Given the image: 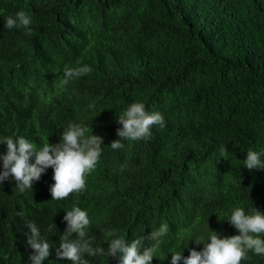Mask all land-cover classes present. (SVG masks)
<instances>
[{
	"label": "trees",
	"instance_id": "16d2710c",
	"mask_svg": "<svg viewBox=\"0 0 264 264\" xmlns=\"http://www.w3.org/2000/svg\"><path fill=\"white\" fill-rule=\"evenodd\" d=\"M21 10L29 30L6 28ZM85 65L90 73L62 83L66 69ZM133 102L160 112L165 126L109 165L117 117ZM70 123L103 137L97 167L63 200L51 199V167L23 192L4 180L0 264H31L28 222L53 242L44 264H71L56 249L74 203L88 212L93 247L108 248L106 230L130 242L167 223L151 264L185 256L212 230L239 234L226 220L236 207L264 212V169L244 166L249 150L264 161V0H0V139L23 136L39 149ZM241 264H264V255L250 251Z\"/></svg>",
	"mask_w": 264,
	"mask_h": 264
},
{
	"label": "clouds",
	"instance_id": "9594fccd",
	"mask_svg": "<svg viewBox=\"0 0 264 264\" xmlns=\"http://www.w3.org/2000/svg\"><path fill=\"white\" fill-rule=\"evenodd\" d=\"M32 23L31 16L21 10L15 16H8L5 27L23 28L29 30ZM91 72L87 65L65 70L62 83L67 85L73 78ZM102 111V110H101ZM100 111V112H101ZM117 135L120 139L110 143L111 149L107 152L108 164H117L121 159L131 158L134 149L131 141L151 138V129L154 125L161 128L165 126L163 115L158 112H149L142 102H133L117 117ZM88 127L79 123H70L63 130L60 142L52 144L46 142L37 149L36 145L27 138L20 136L16 139L6 137L0 139V143H6V153L0 154L2 170H0V185L6 179H14L19 191L32 189L34 180H39L46 169H53L55 183L50 187L51 199H67L73 193L85 190L87 176L97 167L102 153L103 137L88 133ZM34 162H30L32 157ZM261 154L249 150L244 159V166L251 170L264 169V161ZM126 167L121 166V170ZM22 215V213H20ZM67 221V228L61 237L59 248L56 249L57 259H67L71 264H89L84 255L95 257L103 255L118 260V264H151L160 244V238L169 231V225L162 223L157 230L151 231L147 237L138 236L130 242L123 235H118L115 229L106 230L105 236L111 238L107 242L108 248L93 247L92 240L87 237V229L90 226V218L86 210L74 206L66 211L63 217ZM219 219V218H218ZM228 220L239 234L222 236L212 230L209 242L195 240V246H191L186 255L182 252H173L171 260L167 264H241L248 258L251 251L256 255H264V212L254 207L251 214H246L243 207H236ZM27 244L32 249L29 254L31 264H44L52 253V243L49 238L42 235L41 229L35 222H28ZM53 224L48 232H52ZM73 233L76 234L75 238ZM155 241L150 246H144L145 240ZM204 247L200 250L199 244Z\"/></svg>",
	"mask_w": 264,
	"mask_h": 264
}]
</instances>
